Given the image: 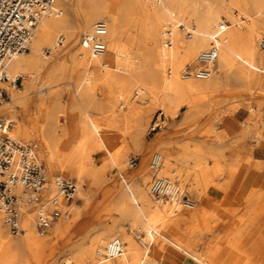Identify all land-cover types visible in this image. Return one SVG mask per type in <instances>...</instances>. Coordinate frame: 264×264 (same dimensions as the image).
<instances>
[{
	"label": "rangeland",
	"instance_id": "rangeland-1",
	"mask_svg": "<svg viewBox=\"0 0 264 264\" xmlns=\"http://www.w3.org/2000/svg\"><path fill=\"white\" fill-rule=\"evenodd\" d=\"M56 5L62 7L58 2ZM179 28L186 33L187 28ZM258 44L260 48L264 46V30ZM29 51L30 47L23 54L27 55ZM46 53L51 54L52 49L47 48ZM193 66L187 64L185 69ZM104 79V74L93 77L91 74L82 76L77 73H61L56 77H49L43 73L27 91L23 77L18 78L16 83L11 79H0V89L5 88L9 94L7 99L0 100V104L11 102L15 106V114L20 118V113L25 108L22 103L13 100L15 94L11 82L17 86V90L25 89L18 94L31 92L20 133L15 132L18 122L14 120V114L0 111V116L13 120L11 134L14 137L38 143L37 154L45 165L47 189L54 190L53 178L56 175L76 178L79 183L76 196L69 202H64L65 212L54 221L62 224V230L50 231L51 225L41 233L33 220L35 227L32 235L37 244L29 246L24 241L21 242L11 252L9 264H54L57 260L66 261L71 256L70 251L75 243H89L100 227L111 223L115 218L140 244L139 238L145 236L142 222L138 218L127 217L118 208H123L125 213L133 208L140 210L136 187L140 189L144 186L148 191L151 186L153 176L157 173L150 167V162L156 151L163 155L159 173L172 177L196 201L199 211L185 227H171L163 231L166 238L161 237L164 242L162 254L151 264H204L198 258L204 252L212 264L231 260L234 264H242L243 257L239 252L246 259L245 264H259L264 257V202L261 206L260 202L254 204L244 218L237 213L240 204L230 202L226 217L224 212L210 206L207 191L209 187L197 182L195 175L200 167L195 166V161L197 157L203 159L201 155L204 146L212 145L215 151H219L218 154L214 153L215 156H209L206 162L212 167L218 164V168H212L215 171L209 178V184L222 188L225 184H231L234 177L230 181L228 177L233 166H248L247 174L251 170L264 172V161L262 164L256 158H264V146L251 135L252 129H263L260 123L264 122V91L258 86L248 87V79H231L223 87L196 94L192 107L183 105L175 114L165 111L160 105L151 104L146 97L136 103L142 108L150 106L148 109L152 110L148 111L146 108L145 111L149 113H143L145 134L139 144L132 138L135 121V115L132 114H135L136 109L121 97L116 87L106 95L107 86L102 85L89 99L81 90L76 92L80 81ZM137 92L142 93L141 90H134L133 95L137 96ZM169 105L173 107L174 103ZM160 112L162 113L158 116ZM158 123L155 129H151L153 124ZM104 129L110 131L109 137L105 136ZM244 132V140L235 139L237 133ZM196 144L203 148L194 155L191 151ZM253 149L256 157L252 154ZM117 153L122 154L123 162L120 164L114 160ZM132 155L137 156V164L133 167L129 165ZM48 158L51 164L47 163ZM263 180V176H260L255 182H264ZM140 182L144 184L139 185ZM42 190L37 193L40 199L50 193ZM152 198L156 200L155 196ZM37 204L34 202L27 205L28 212L34 218ZM174 207L178 214L192 209L178 205ZM259 217L263 219L257 225L254 221ZM146 218V214L141 212L140 219L145 221ZM194 224L195 229L192 230L191 226ZM4 225L13 240L22 237V232L12 233L5 221ZM230 225V233L226 238H214L213 242L210 241L212 233L215 234L222 228L225 231V226ZM232 238H237L246 245L250 254L235 247L236 250L233 249L228 242ZM221 251H230L232 256H221Z\"/></svg>",
	"mask_w": 264,
	"mask_h": 264
},
{
	"label": "bare ground",
	"instance_id": "bare-ground-1",
	"mask_svg": "<svg viewBox=\"0 0 264 264\" xmlns=\"http://www.w3.org/2000/svg\"><path fill=\"white\" fill-rule=\"evenodd\" d=\"M57 2L62 7H57L55 12L42 16L33 32L29 53L27 55L17 53L5 57L3 69L12 81L23 77L26 91L43 73L48 74L49 77H56L61 73H77L82 76L91 74L93 77L104 74L103 81H80L76 92L81 90L89 99L102 85L107 86L106 95L116 87L121 97L136 109L135 114H132L135 115L132 138L136 143L141 144L145 134L143 113H149L146 112L147 110L152 111L148 109L150 106L146 107V110L136 104L146 97L151 104L160 105L165 111L175 114L183 105L192 107L196 94L223 87L231 79L239 81L248 79V87L258 86L264 91V46L260 48L258 44L264 30V0H56ZM99 20L107 23L106 49L102 53H92L82 46L81 38L91 32L94 24ZM223 20L230 22L220 35L219 53L214 64L216 69L214 67L213 73L207 78L185 75V66L198 63V54L209 48L212 34ZM179 22L193 31L192 37H188L180 30ZM168 23L172 29V44L169 45L163 39L164 28ZM61 35L63 39L60 41ZM47 48L52 49L51 54L46 53ZM11 84L15 94L13 100L22 103L25 110L20 113V118L15 114V106L8 101L6 104H0V111L14 114V120L18 122L15 132L20 133L23 126L22 119L27 115L31 92L18 94L25 89L17 90L15 88L17 86L13 82ZM134 90H141L142 93L137 92V96H134ZM170 103H174V106L171 107ZM260 127L263 129H252L251 135L264 146V122L260 123ZM104 134L109 137L110 131L104 129ZM245 135V132L237 133L235 139L242 141ZM202 148L196 144L191 152L197 155V151H202ZM214 153L218 154L219 151H215L212 145L204 146L201 155L203 159L197 157L195 161V166L200 167V171L195 175L197 182L203 183L206 188L211 184L209 178L215 171L213 169L218 168V164L212 167L206 162L209 156H215ZM252 154L255 156V149ZM162 156L158 151L153 155L160 162L155 173L160 177H167L170 180L171 190L174 191L178 185L176 181L166 174L159 173ZM256 158L263 164L264 158ZM48 159L47 163L51 164L50 158ZM114 160L119 164L123 162L122 154H115ZM233 167L229 170V181L239 169ZM60 172H63V169H60ZM57 176L61 175L54 176L53 181ZM246 176L247 172L244 178H247ZM143 184L144 182H140L139 185ZM136 189L140 210L146 214V220L140 219L141 212L136 208L126 213L123 212V208L118 210L127 217L138 218L142 222L145 236L139 238L140 244L115 218L111 223L100 227L89 243H75L70 251L71 256L66 261L57 260L53 263L151 264L158 255L162 254L164 242L161 237L166 238L163 231L171 227H185L192 222V217L199 211L198 206L195 205L196 201L194 202L188 194L186 207L192 209L178 214L174 207L177 205L176 202L170 199L152 198L154 197L152 186L148 191L144 186ZM180 189L184 191L182 187ZM43 190L53 191L46 186ZM15 191L21 195V204L24 203L20 205L22 211L20 233L22 232L23 235L16 241L10 237L4 225V214L0 211V264H9L11 252L18 248L21 242L24 241L29 246L37 244L32 235L35 227L33 220L36 222V217L34 218L27 210V205L35 202L31 199L33 195L20 184L16 186ZM262 198H264V189L250 191L238 207V215L241 218L246 217L254 204L260 202L261 206L264 202ZM62 228L61 223H54L50 231L56 232ZM191 229H195V224ZM117 237L125 242L124 252L113 258L100 257L99 251L104 250L107 243ZM228 242L238 250L250 254L247 246L237 238L229 239ZM199 255L201 262L212 264L207 256L202 253ZM259 264H264V257Z\"/></svg>",
	"mask_w": 264,
	"mask_h": 264
},
{
	"label": "built area",
	"instance_id": "built-area-1",
	"mask_svg": "<svg viewBox=\"0 0 264 264\" xmlns=\"http://www.w3.org/2000/svg\"><path fill=\"white\" fill-rule=\"evenodd\" d=\"M57 9L56 0H0V79L7 80L9 75L3 69L5 57L24 53L29 50V44L33 32L43 15L53 13ZM228 20H223L214 31L210 39L209 48L198 54V63L185 69V75L197 78H207L214 70V64L218 57L220 47V35L228 25ZM179 26L185 27L179 22ZM164 41L172 44V29L168 23L164 28ZM107 23L104 20L97 21L91 32L81 38L83 47L92 53H102L106 49L105 35ZM193 31L186 29V35L192 37ZM63 39V35L59 40ZM16 80H13L16 83ZM9 94L5 88L0 89V100L7 99ZM159 113L158 116L161 115ZM13 120L0 116V211L4 213L5 222L12 233L21 230V195L15 188L22 185L26 191L32 193V198L37 202L36 224L37 229L43 233L56 219L63 215L64 202L73 199L78 190L79 183L76 178L57 176L54 180L55 188L49 195L40 199L39 193L48 181L45 165L37 154L38 143L25 141L11 134ZM157 125H152L155 129ZM150 167L155 171L160 162L154 157ZM137 164V156L129 159L131 167ZM152 194L156 198L170 199L177 205L186 206L188 195L177 185L171 190L170 180L167 177L153 176ZM125 244L120 238L109 241L104 250L98 255L103 258H113L124 252Z\"/></svg>",
	"mask_w": 264,
	"mask_h": 264
},
{
	"label": "crops",
	"instance_id": "crops-1",
	"mask_svg": "<svg viewBox=\"0 0 264 264\" xmlns=\"http://www.w3.org/2000/svg\"><path fill=\"white\" fill-rule=\"evenodd\" d=\"M246 171H248V166L243 167V164L239 167L237 173L235 174L234 178L232 179L231 184L227 185L225 184L224 187H219L215 185H210L209 188L207 189L209 197H210V206H214L219 210V212H224L225 216L227 217L228 215V204L230 202H233L234 204H241L246 195L250 193V191L254 189H264V182H255L256 180H259L260 176H263L264 179V172L260 173V170H251L247 174V178H245V181L242 184V181L245 177ZM227 175V174H225ZM248 179V180H247ZM253 179V180H252ZM264 181V180H263ZM245 189V190H244ZM263 217H259L258 220L254 221L257 225L261 224V220ZM230 226H225V231H223V228L219 231H216L215 234L212 233L210 236V241L213 242L214 238L215 239H222L226 238L227 235L230 233ZM228 230V231H227ZM224 236V237H223ZM215 246H218V243H215ZM232 246V245H231ZM204 247V246H202ZM210 248H212V244L210 243ZM233 249H235L232 246ZM236 250V249H235ZM211 250L208 252L210 254ZM239 252V251H238ZM206 254V252H204ZM233 254V253H232ZM240 256L243 257V262L242 264H245L246 259L244 258L243 254L240 253ZM219 255H229L232 256L230 251L225 252L221 251L219 252ZM226 260V259H225ZM231 260L230 262L228 261H221L218 264H234Z\"/></svg>",
	"mask_w": 264,
	"mask_h": 264
}]
</instances>
